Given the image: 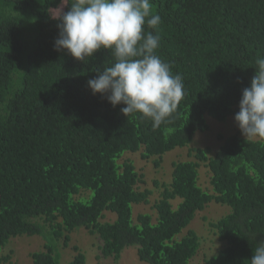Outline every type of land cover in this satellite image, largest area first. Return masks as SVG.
I'll use <instances>...</instances> for the list:
<instances>
[{"label":"trees","instance_id":"16d2710c","mask_svg":"<svg viewBox=\"0 0 264 264\" xmlns=\"http://www.w3.org/2000/svg\"><path fill=\"white\" fill-rule=\"evenodd\" d=\"M72 2L0 0V264H12L3 252L20 237L45 240L32 264H64L59 243L68 247L81 228L101 240L99 264L131 247L141 264H192L202 240L189 228L211 204L230 212L210 224L222 248L202 264H250L264 241V139L220 135L215 153L192 144L210 130L208 119L225 123L239 111L264 55V0H150L162 19L156 54L182 75L186 92L159 127L88 88L114 63L110 50L86 62L54 50L57 18ZM182 149L187 159L169 165ZM130 155L155 171L171 168L169 181H156V192L142 188ZM140 205L152 213L135 217ZM107 214L115 220L103 221ZM74 252L66 264H87Z\"/></svg>","mask_w":264,"mask_h":264},{"label":"clouds","instance_id":"9594fccd","mask_svg":"<svg viewBox=\"0 0 264 264\" xmlns=\"http://www.w3.org/2000/svg\"><path fill=\"white\" fill-rule=\"evenodd\" d=\"M57 19L54 50L81 62L101 49L114 55L111 66L88 80L93 95L100 94L113 108L125 105L121 112L126 117L140 114L153 127L171 122L186 95L185 85L172 64L156 54L162 19L152 13L150 0H73ZM255 69L234 116L246 139H264V55L256 57ZM250 264H264V241L257 243Z\"/></svg>","mask_w":264,"mask_h":264},{"label":"rangeland","instance_id":"374dc122","mask_svg":"<svg viewBox=\"0 0 264 264\" xmlns=\"http://www.w3.org/2000/svg\"><path fill=\"white\" fill-rule=\"evenodd\" d=\"M210 124V130L207 133L196 134L192 146L206 148L210 147L215 153L222 146L223 141L219 139L220 135L224 138L231 135H239L244 137L239 130L237 124L234 121V116L230 117L225 123H218L208 119ZM245 138V137H244ZM258 139V138H253ZM129 158L133 160L136 168L144 173L145 186L142 188L153 189L156 192L155 182H168L171 177V168L166 167L163 170L155 171V168L150 162H143L138 155H130ZM186 160L187 150H178L167 156V160L171 165V162L175 159ZM203 170V168L201 169ZM159 172V173H158ZM207 171L200 172V184L207 186L209 182V175ZM156 190V191H155ZM158 197V193L152 197L154 202ZM178 204L179 202H175ZM152 205H140L134 207V216L139 213H152ZM230 212V208L211 204L206 210L198 213L196 219L192 223L189 229L194 230L201 238V249L198 257L192 264H202L203 260L216 254L221 248L222 243L219 242L216 236L215 230L210 226L211 223H216ZM154 213V212H153ZM115 218L111 214H107V217L103 221H114ZM187 230L184 231V235ZM101 240L96 235H91L86 229L81 228L71 235V242L68 247H65L63 242L60 241L59 249L62 255V261L64 264L70 262L76 253L74 247H79L87 257V264H99L97 258L100 256ZM45 240L42 237H20L11 241V243L4 250V255L11 256L12 264H32L31 254L44 250ZM104 264H141L137 255V248H128L124 251L119 260L109 258L102 261Z\"/></svg>","mask_w":264,"mask_h":264}]
</instances>
